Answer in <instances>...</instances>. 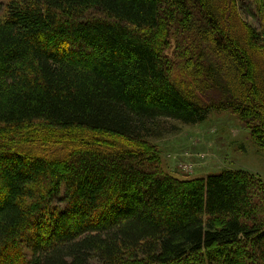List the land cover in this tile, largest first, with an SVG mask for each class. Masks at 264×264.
I'll use <instances>...</instances> for the list:
<instances>
[{"label":"trees","instance_id":"obj_1","mask_svg":"<svg viewBox=\"0 0 264 264\" xmlns=\"http://www.w3.org/2000/svg\"><path fill=\"white\" fill-rule=\"evenodd\" d=\"M250 2L1 6L0 264H264V181L179 179L154 144L165 121L227 113L264 154Z\"/></svg>","mask_w":264,"mask_h":264},{"label":"rangeland","instance_id":"obj_2","mask_svg":"<svg viewBox=\"0 0 264 264\" xmlns=\"http://www.w3.org/2000/svg\"><path fill=\"white\" fill-rule=\"evenodd\" d=\"M10 1L0 0V15L1 6ZM237 1L243 7L252 4L250 0ZM245 19L258 27L255 19L248 15ZM163 124L166 129L154 144L160 150L161 167L165 172L179 179H196L225 170H238L252 173L264 181V154L240 129L233 115L212 113L205 122L194 126L170 120Z\"/></svg>","mask_w":264,"mask_h":264}]
</instances>
